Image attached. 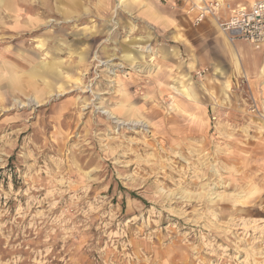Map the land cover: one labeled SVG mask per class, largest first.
Instances as JSON below:
<instances>
[{
    "label": "rangeland",
    "instance_id": "1",
    "mask_svg": "<svg viewBox=\"0 0 264 264\" xmlns=\"http://www.w3.org/2000/svg\"><path fill=\"white\" fill-rule=\"evenodd\" d=\"M122 1L0 0V264H264V44Z\"/></svg>",
    "mask_w": 264,
    "mask_h": 264
},
{
    "label": "built area",
    "instance_id": "2",
    "mask_svg": "<svg viewBox=\"0 0 264 264\" xmlns=\"http://www.w3.org/2000/svg\"><path fill=\"white\" fill-rule=\"evenodd\" d=\"M199 1L201 6H198V14L193 18V23L198 24L206 15L211 14L213 17L216 15L214 18L217 26L229 42L244 40L249 44H264V0H254L248 6L237 5L235 8L225 4L228 10L225 18L217 15L222 2L215 0L213 4L206 5L204 0ZM191 11L193 10L189 8L187 13ZM207 71V68L198 69L195 71V76L203 77ZM244 82L242 79L241 84ZM239 86L240 82H237V88ZM247 100L245 104L247 111L261 122L259 127L264 133V107L258 103L262 104V100L253 95H250ZM212 118L215 120L216 117L212 116Z\"/></svg>",
    "mask_w": 264,
    "mask_h": 264
},
{
    "label": "crops",
    "instance_id": "3",
    "mask_svg": "<svg viewBox=\"0 0 264 264\" xmlns=\"http://www.w3.org/2000/svg\"><path fill=\"white\" fill-rule=\"evenodd\" d=\"M256 48H252V50L254 51ZM257 49H259V47H257ZM255 54V53H254ZM248 56V55H247ZM252 56V55H251ZM240 59H241V62H242V56L240 57ZM248 60L253 64V62L255 63V58L253 59L252 57H250L249 56V58H248ZM259 64V63H258ZM253 66H256V68H254ZM253 66H250V68H245L244 69V71H246V72H252V73H261V72H264V62H261L259 65H254L253 64ZM262 69H263V71H262ZM263 83H264V81H263ZM192 91L194 92V88L192 89ZM258 91L260 92V93H258L259 95H260V99L262 100H264V89H259L258 88ZM194 95H195V92H194ZM195 97H196V95H195ZM187 99V98H186ZM188 100V99H187ZM188 101H190V102H192V103H194L196 106H197V104H196V98H195V100H188ZM227 106V105H226ZM225 106V107H226ZM176 108L177 109H180V110H178V113L179 114H181V115H183L182 113V111H184V113L186 114V116H188L189 118H191L192 120H196V121H199L201 124H205V121H204V118H203V114H201V115H197L196 113H194V112H188L187 110H185L183 107H180L179 105H176ZM198 108V107H197ZM240 109V111H242L243 109L242 108H239ZM235 116V118L236 119H243V118H248V116L246 117V115L243 113V112H240V113H236V114H234ZM254 117V116H253ZM252 116L250 117L251 118V120H253L254 118H253ZM253 118V119H252ZM232 122H234V121H232ZM237 122V121H236ZM236 122H235V124H236Z\"/></svg>",
    "mask_w": 264,
    "mask_h": 264
},
{
    "label": "bare ground",
    "instance_id": "4",
    "mask_svg": "<svg viewBox=\"0 0 264 264\" xmlns=\"http://www.w3.org/2000/svg\"><path fill=\"white\" fill-rule=\"evenodd\" d=\"M218 1H220V2H222V4H221V6H223V5H225L224 4V1L225 0H218ZM253 1H251L250 3H252ZM122 3H124V6L125 7H128L129 5H128V2H127V0H123L122 1ZM130 3V2H129ZM220 4V3H219ZM195 6H197L196 4H195ZM146 8H149V5H146ZM263 47H264V45H262ZM149 47V46H148ZM147 47V48H148ZM149 51H151V49L149 48L148 49ZM128 58H132L130 55H126ZM262 71H263V69H262ZM10 80V79H9ZM14 81V80H13ZM16 81V80H15ZM17 82V81H16ZM14 86V85H13ZM175 88V87H174ZM194 88V85H193V82H191L188 78H187V81H186V85L184 84V85H182V89L180 90V92L188 99V100H195V95H194V92L192 91V89ZM176 89V88H175ZM254 96V95H253ZM256 98V97H255ZM262 106L264 107V100L262 99ZM178 110H180V109H178ZM183 113V115L185 114L184 113V111H182ZM251 116H253V115H251ZM259 131H260V127H259Z\"/></svg>",
    "mask_w": 264,
    "mask_h": 264
}]
</instances>
